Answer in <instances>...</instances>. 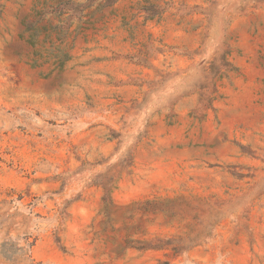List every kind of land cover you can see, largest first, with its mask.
I'll use <instances>...</instances> for the list:
<instances>
[{
  "label": "rangeland",
  "instance_id": "obj_1",
  "mask_svg": "<svg viewBox=\"0 0 264 264\" xmlns=\"http://www.w3.org/2000/svg\"><path fill=\"white\" fill-rule=\"evenodd\" d=\"M0 264H264V0H0Z\"/></svg>",
  "mask_w": 264,
  "mask_h": 264
}]
</instances>
